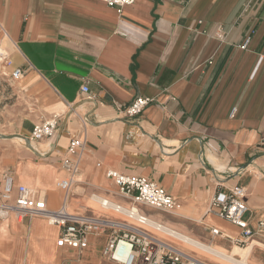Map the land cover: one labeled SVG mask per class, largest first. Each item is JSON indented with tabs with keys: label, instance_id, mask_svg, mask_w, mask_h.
Segmentation results:
<instances>
[{
	"label": "crops",
	"instance_id": "obj_1",
	"mask_svg": "<svg viewBox=\"0 0 264 264\" xmlns=\"http://www.w3.org/2000/svg\"><path fill=\"white\" fill-rule=\"evenodd\" d=\"M0 51L13 61L0 66V134L12 136H0V172L40 190L51 209L66 199L57 184L79 137L86 151L70 209L95 193L124 202L106 176L113 168L177 199L172 212L146 207L151 216L228 250L211 228L241 230L210 209L218 190L244 185L245 218L264 219V0H136L122 12L101 0H0ZM140 95L154 100L126 117L120 105ZM69 114L52 137L32 138L37 123ZM60 234L46 218H0V264H114L102 254L108 232L82 252L59 247Z\"/></svg>",
	"mask_w": 264,
	"mask_h": 264
},
{
	"label": "built area",
	"instance_id": "obj_2",
	"mask_svg": "<svg viewBox=\"0 0 264 264\" xmlns=\"http://www.w3.org/2000/svg\"><path fill=\"white\" fill-rule=\"evenodd\" d=\"M101 1L117 8L119 12L136 2V0ZM214 36L221 41L226 39L227 33L222 24L217 26ZM249 42L250 37L245 40L243 47H247ZM0 62L7 66L13 65L12 59L1 51ZM11 75L13 79L20 80L24 76V70L19 66L13 67ZM88 90L89 86L84 84L82 91ZM153 100V97L140 95L130 104L120 105V110L126 117H136ZM235 111L236 108L232 110V115ZM61 123L62 118L59 115L37 123L32 138L42 140L52 137ZM85 151V139L76 137L70 140L62 161L67 176L60 179L57 184L65 191L66 199L58 209H51L48 206L45 195L40 190L16 183L10 169L1 171L0 218H6L12 213H16L20 219L27 216L46 218L50 224L61 228L57 245L79 252L89 247L92 237L108 232L102 254L114 264H216L197 256L195 252L183 249L182 243H187L183 239V232L154 218L145 210L146 207H152L172 212L177 206V199L159 183L144 175L127 174L109 168L106 176L115 183L116 195L122 197L124 202L95 193L93 196L97 198L95 200L99 202L102 210L96 211L90 207L84 212L72 211L67 199L73 196V189L80 182L78 176ZM246 195V187L236 184L228 191L218 190L212 197L210 209L241 230L240 235L234 236L212 227L213 237L227 239L234 245L242 247L254 240L264 243V219H260L253 226L245 218L248 211Z\"/></svg>",
	"mask_w": 264,
	"mask_h": 264
},
{
	"label": "rangeland",
	"instance_id": "obj_3",
	"mask_svg": "<svg viewBox=\"0 0 264 264\" xmlns=\"http://www.w3.org/2000/svg\"><path fill=\"white\" fill-rule=\"evenodd\" d=\"M1 67H3L4 66V64H2V65H0ZM1 95V94H0ZM0 106H1V103H2V98L0 97ZM1 108V107H0ZM79 178H81L80 177V175L78 176ZM80 184V183H79ZM78 186V185H77ZM76 186V187H77ZM75 187V188H76ZM74 188V189H75ZM73 189V190H74ZM59 206V205H58ZM57 206V207H58ZM93 208V209H97V210H102L103 208L100 206V204H99V202L98 201H96L95 199H92V198H90V199H87V200H80V201H78V202H75L74 204H73V206L71 207V210L72 211H84L85 209H88V208ZM48 221V220H47ZM49 222V221H48ZM169 225V224H168ZM171 226V225H170ZM171 227H173V226H171ZM175 228V227H174ZM180 231V230H179ZM182 232V231H181ZM184 233V232H183ZM185 234H187V235H190V234H188V233H185ZM191 236V235H190ZM193 237V236H192ZM196 240H198L199 242H202L203 244H205V245H209V246H216V247H220V248H222V249H224V250H226V251H228V252H230V253H233V252H231L232 250H228L227 248H225V247H222V246H220L219 244H217V243H211L210 241H205V240H201V239H199V238H197V237H194ZM235 246H239V245H234V248H235ZM181 247H183V249H185V250H194L196 253H197V256H199V257H201V258H206V259H210L211 261H213L214 263H216V264H234V263H231V262H229V261H226V260H224V259H222V258H219V257H217V256H215V255H212L211 253H209V252H207L206 250H204V249H200V248H198V247H196V246H194V245H191V244H188V243H182V246ZM242 247V246H241ZM246 247V246H245ZM233 248V249H234ZM244 250V249H243ZM245 251V250H244ZM261 251H263L264 252V247H259L257 244H256V246H255V248H254V250H253V254H251V256H250V260H249V263L250 264H257L256 263V260L254 259V255H256V254H260L261 253ZM245 252H248V251H245ZM246 254V253H245ZM264 255V254H263ZM235 257L236 258H240V260H244V258L240 255V254H238V253H235ZM238 261H239V259H238ZM70 262V261H69Z\"/></svg>",
	"mask_w": 264,
	"mask_h": 264
},
{
	"label": "bare ground",
	"instance_id": "obj_4",
	"mask_svg": "<svg viewBox=\"0 0 264 264\" xmlns=\"http://www.w3.org/2000/svg\"><path fill=\"white\" fill-rule=\"evenodd\" d=\"M91 198L97 199L95 196H91ZM182 235H183V239L185 241H187V243L194 245L200 249H204L207 252L211 253L212 255H215L219 258H222V259L229 261L231 263H234V264H250L249 263L250 256H251L256 244L259 247H264L263 242L254 240V241H251L246 247L235 246V248L231 251L233 253H230V252H228V251H226L220 247L205 245L202 242H199L198 240H196L194 237L187 235L185 233H182ZM243 249L245 251H248V252H245ZM187 251L190 252V250H187ZM235 253L240 254L244 258V260H240V258H236ZM238 259H239V261H238Z\"/></svg>",
	"mask_w": 264,
	"mask_h": 264
},
{
	"label": "water",
	"instance_id": "obj_5",
	"mask_svg": "<svg viewBox=\"0 0 264 264\" xmlns=\"http://www.w3.org/2000/svg\"><path fill=\"white\" fill-rule=\"evenodd\" d=\"M69 117H70V114L65 117V119L63 120V122L61 123V125L62 124L64 125L68 121ZM0 136H2V137H12L11 135H4V134H0ZM18 136L22 137V135H18ZM27 142L29 143L30 148L33 149V146H32V144H31V142H30L29 139H27Z\"/></svg>",
	"mask_w": 264,
	"mask_h": 264
}]
</instances>
